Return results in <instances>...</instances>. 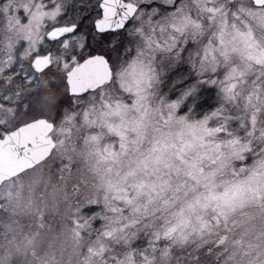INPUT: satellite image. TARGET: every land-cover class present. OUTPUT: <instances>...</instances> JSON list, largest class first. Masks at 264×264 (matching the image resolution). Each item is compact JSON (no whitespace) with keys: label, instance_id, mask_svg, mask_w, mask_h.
I'll list each match as a JSON object with an SVG mask.
<instances>
[{"label":"snow or ice","instance_id":"snow-or-ice-1","mask_svg":"<svg viewBox=\"0 0 264 264\" xmlns=\"http://www.w3.org/2000/svg\"><path fill=\"white\" fill-rule=\"evenodd\" d=\"M0 26L46 173L0 264H264V0H0Z\"/></svg>","mask_w":264,"mask_h":264},{"label":"rangeland","instance_id":"rangeland-1","mask_svg":"<svg viewBox=\"0 0 264 264\" xmlns=\"http://www.w3.org/2000/svg\"><path fill=\"white\" fill-rule=\"evenodd\" d=\"M22 38V33L12 34V39L14 41ZM9 52L17 57H22V62L25 65L30 62L23 47H19L18 45L15 49H9L7 47L3 27L0 26V66H5L3 62L6 59V54ZM51 78V73H43L39 76V82L31 87H24L21 91L25 94L37 93L38 91L34 88ZM9 103L11 106L0 105V126H2L0 127V135L3 134V128H7L10 131L20 125V123L17 124L18 121L26 117V111L21 104L20 98L13 94L10 97ZM13 113H15V116H13ZM5 119L8 120L7 124H4ZM45 175L44 166L38 165L34 170L21 173L0 186V226L3 231L6 229L8 231L7 233H10L4 240L11 245V254L15 256L21 255L22 251H26L23 245L24 242H22L23 244L21 245L17 240L19 237L21 240H23V238L20 236L19 232L16 231H18L19 223L22 222L28 212L36 206L40 195L39 182ZM2 230H0V236L3 233ZM14 234L18 236L15 237ZM0 241H2V237H0Z\"/></svg>","mask_w":264,"mask_h":264},{"label":"water","instance_id":"water-1","mask_svg":"<svg viewBox=\"0 0 264 264\" xmlns=\"http://www.w3.org/2000/svg\"><path fill=\"white\" fill-rule=\"evenodd\" d=\"M24 124H20L10 130L9 132L14 133L10 137L11 143L5 141L3 147H0V185L17 176V173L21 174V169L25 167L27 158L34 151H39L40 142L43 140L42 129L39 126L25 128L23 127ZM18 129L19 132H17ZM29 141L32 143L28 144L26 148L18 147V145L25 144Z\"/></svg>","mask_w":264,"mask_h":264},{"label":"trees","instance_id":"trees-1","mask_svg":"<svg viewBox=\"0 0 264 264\" xmlns=\"http://www.w3.org/2000/svg\"><path fill=\"white\" fill-rule=\"evenodd\" d=\"M51 93H26V95H30V96H32V97H37V98H41V97H44V96H46V95H50ZM39 115V114H38ZM26 117H24L25 119H23V120H21V121H18L17 122V124H21V123H24V122H26V121H28V120H30V119H32V113H29V112H26V115H25ZM1 136V135H0ZM0 230H2V227L0 226ZM5 231H3L2 230V235L0 236V237H2V241H0V255H2L3 254V251H4V249H7L10 253H11V245L8 243V242H6L4 239L6 238V236H9L10 235V233H7L8 231L6 230V229H4ZM9 232H10V229H9ZM16 232H18V231H16ZM14 236L15 237H17L15 234H14ZM19 242H20V244L22 245L23 243L22 242H24L23 240H21L20 239V237H19V239H17ZM24 245V244H23ZM26 250V249H25ZM24 253H25V251H22V254L20 255H18V257H23V255H24ZM13 255V254H12ZM15 256V255H14Z\"/></svg>","mask_w":264,"mask_h":264},{"label":"flooded vegetation","instance_id":"flooded-vegetation-1","mask_svg":"<svg viewBox=\"0 0 264 264\" xmlns=\"http://www.w3.org/2000/svg\"><path fill=\"white\" fill-rule=\"evenodd\" d=\"M49 80L50 79H48L45 83L39 84L36 88H34L36 89V91H38L37 93H51V89H49L47 86V82Z\"/></svg>","mask_w":264,"mask_h":264}]
</instances>
